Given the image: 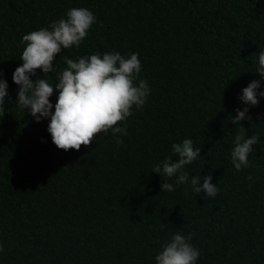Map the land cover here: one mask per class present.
Listing matches in <instances>:
<instances>
[{"label":"trees","instance_id":"obj_1","mask_svg":"<svg viewBox=\"0 0 264 264\" xmlns=\"http://www.w3.org/2000/svg\"><path fill=\"white\" fill-rule=\"evenodd\" d=\"M73 7L88 8L98 23L79 48L57 55L44 78L58 82L63 57L137 53L150 95L126 121L121 145L109 133L79 151L59 150L48 120L37 123L15 104L22 36ZM260 50L264 0H0V78L8 85L0 117V264H155L176 232L193 234L196 264H264V97L256 106L238 99L253 80L264 91L254 73ZM244 107L251 118L240 121L245 138L259 139L249 166L237 171L230 153L241 129L228 121ZM184 139L201 149L185 171L201 184L210 175L215 197L174 180V191L160 192L163 177L152 167L175 160L172 144Z\"/></svg>","mask_w":264,"mask_h":264},{"label":"clouds","instance_id":"obj_2","mask_svg":"<svg viewBox=\"0 0 264 264\" xmlns=\"http://www.w3.org/2000/svg\"><path fill=\"white\" fill-rule=\"evenodd\" d=\"M97 23L88 8L73 7L64 17L23 35L20 41L24 45L19 57L21 63L12 73V81L18 86L15 104L37 123L48 120L47 132L59 150L79 151L81 146H90L98 134L110 133L116 138L117 145L123 144L120 137L127 135L126 121L133 115L134 108L136 111L143 109L150 95L147 81L139 77L141 62L137 53L125 57L118 52H95L75 60L63 57L66 67L56 74L58 82L53 85L44 78L55 71L53 65L57 55L64 49L79 48L90 28ZM254 55L257 65L254 73L264 80V50ZM260 83V80H253L241 90L238 99L242 104L256 106L259 103L258 97H264V91H257ZM7 87V81L0 78V117L5 112ZM54 93L56 101L53 105L50 97ZM248 111L249 107L237 109L235 117L228 121L241 129L230 153L231 163L237 171L249 166L248 157L259 139L256 135L245 138V128L240 121L251 119ZM200 151L193 147L191 139L172 144L176 159L165 157L151 170L163 177L160 192L174 191L173 183L168 182L174 180L176 186L190 183L196 195L203 193L204 197L213 198L218 194L210 175H205L201 184V176L190 178L185 171V167L200 156ZM247 178L252 179L251 175ZM192 235L174 233L161 245L155 264H196L200 252L190 243Z\"/></svg>","mask_w":264,"mask_h":264}]
</instances>
